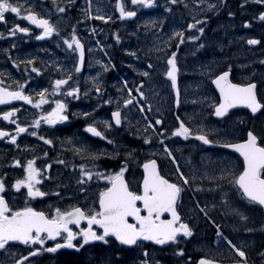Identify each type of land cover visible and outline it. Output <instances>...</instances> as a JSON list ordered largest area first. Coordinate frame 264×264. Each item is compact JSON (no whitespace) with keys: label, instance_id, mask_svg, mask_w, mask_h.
Masks as SVG:
<instances>
[{"label":"flooded vegetation","instance_id":"1","mask_svg":"<svg viewBox=\"0 0 264 264\" xmlns=\"http://www.w3.org/2000/svg\"><path fill=\"white\" fill-rule=\"evenodd\" d=\"M225 1L227 0L219 3L216 0H204L200 3L199 0H178L176 4H172L171 0H154L152 6L144 7L133 5L131 0H120L125 11L136 12L134 17L121 18L116 0H91V18H86L84 10L88 8L89 0H71V3L68 0H55V6L53 0H28L38 15L48 18L54 24L59 21L57 27L60 35L54 34L41 40L36 39L41 29L24 19L23 12L20 17L10 11L5 13V20L0 22V81L3 82L0 86L14 88L15 82L23 83L27 80L24 92L34 100L38 99L35 93L41 88L49 89V104L43 105L41 109H35L24 101L0 104V113L12 107L19 109L9 121H4L0 116V129L10 135L14 134L15 124L11 123V119H16L22 125H29L28 131L17 137L16 144H12L7 138H0V176L5 177L6 199L10 205L23 207L26 194V189L17 192L10 188L14 180L23 175V168L14 165L12 161L19 159L23 165L33 156L37 158L35 166L43 169L44 165H50L45 176L51 179H42L40 185L41 190L48 195L35 198L30 203V206L45 212L50 210L49 206L62 209L71 205L88 207L98 196V191L106 186V181L93 177L84 185L85 192H80L77 185L80 164L87 167L95 163L93 171L115 172L119 170L121 162L125 161L127 168L124 178L134 191L142 183V165L148 159H155L161 174L174 182L178 179L175 175L178 164L189 180L177 210L184 222L192 228V236L178 234L176 243L168 242L163 246L151 241H144L138 246H124L112 237L107 244L94 241L84 245L79 251L65 247L55 253L41 252L29 257L28 264H138L145 259L144 250L148 252L150 264H155L156 261L159 264H198L201 257L215 260L217 264H236L244 259H247V264H264V255L261 254L264 253L263 208L230 191L227 186L223 189L224 192L228 191V204L225 205L221 191L215 189L211 179L204 178V173L209 177L219 175L221 160H230L240 169L242 158L235 151L223 148L221 145L224 142L245 139L249 130L264 138V109L252 113L246 106L239 105L229 109L224 117L213 114L211 101L218 102L219 93L211 79L225 70L229 71V79L233 83H255L257 99L264 104V78L257 75L243 77L237 68L238 62L250 60L254 74L257 71L264 73L262 41L252 38L258 43L250 45L248 40L240 39L231 43L230 37L223 30L221 35L215 34V8H209L208 5H222ZM56 6L63 7L65 12H56ZM97 15L108 19H95ZM197 20L201 23L196 28H187L188 23H195ZM16 24L29 28V32L25 34L17 30L9 35V30ZM73 25L85 50L80 73L74 71L78 53L69 50L62 40V37L70 38ZM200 27L204 28L203 33L199 32ZM91 30H95L94 33ZM173 31L184 32V43L178 49L176 44L179 37L169 40ZM117 36L119 40L116 39ZM189 36L198 39L189 40ZM172 51L177 52L179 69L178 105L176 91L172 89L170 79L165 76L167 56ZM29 59H33L32 65H27ZM13 61L16 62L15 66ZM149 64L152 65L151 68L148 67ZM56 65H60V68ZM104 66H107V70ZM205 66L211 70L212 76L205 73ZM32 67L40 70L39 75L31 72ZM68 72L72 73V80L67 86H62L61 91L66 92L68 88L78 86L79 97H67L60 93L52 97L51 82L64 78ZM144 72L149 75L145 77ZM97 73L100 75L97 76ZM90 77L96 78L95 81ZM123 81H128V87L133 89L144 81L141 91L146 99H141L135 90L132 93L143 104L144 112L139 111V106L134 101L127 108L120 109L122 117L128 118L127 121L122 120L120 126H115L114 121H111V113L128 95ZM94 83L100 85V93L93 87ZM204 97L209 98L208 102L202 100ZM53 99L65 101L68 120L55 125L41 123L39 128H32L31 121L42 111H50ZM106 100L111 102L104 104ZM85 112L90 115L85 117ZM177 116L194 131L197 125L203 124L209 139L219 143L205 145L194 136L188 139L172 136V130L178 126ZM189 116L192 120L187 119ZM156 119L162 121L164 142L175 157L176 164L165 154L152 129L145 132L148 121L154 124ZM102 120H109L113 126L105 130L100 123ZM93 121H96L93 126L104 132L107 140L95 137L85 130V126ZM155 128L158 132L161 126ZM210 129L213 131L209 132ZM31 131H36L37 136H31ZM138 131L145 135L152 133L149 145L144 143L142 136L137 134ZM40 136L51 139L53 143L45 144L39 139ZM108 140L113 143H108ZM81 146H86L87 150L77 154L75 149ZM128 152H131L130 156H126ZM44 153H47L46 157ZM89 153H97L98 159L93 161ZM57 192L59 195L55 194ZM197 202L200 208L205 209L207 216L197 209ZM230 208L237 209L246 220H241ZM161 218L168 219L169 216L165 213ZM217 225L220 226L219 236ZM81 226H86V222H81ZM79 239L78 237L74 243ZM229 240L241 248L246 256L239 257L228 244ZM9 244L11 247L0 250V264H13V259H19L21 254L27 255L32 250V246H25L20 242ZM46 246H52V242L46 241ZM178 250H182V255L176 254ZM12 253L16 255L13 257Z\"/></svg>","mask_w":264,"mask_h":264},{"label":"snow or ice","instance_id":"2","mask_svg":"<svg viewBox=\"0 0 264 264\" xmlns=\"http://www.w3.org/2000/svg\"><path fill=\"white\" fill-rule=\"evenodd\" d=\"M71 3V0H68ZM154 0H131L133 5H143L149 7L153 5ZM178 0H171L172 4H176ZM203 3L204 0H199ZM261 4H264V0H260ZM55 6V0H53ZM186 6V5H185ZM116 7L120 11L121 18L134 17L136 12L125 11L120 0H116ZM209 8H215V5L209 4ZM11 12L20 17L22 12L23 18L29 21L32 25L41 29L39 35L36 36L37 40L60 35L57 24L50 22L48 18L38 15L34 10L32 4L28 3V0H0V22L5 20V13ZM55 11L58 13H64L63 7H55ZM87 13L86 18H91V0H89V6L84 10ZM100 9H97L99 12ZM232 15L231 12L228 13ZM259 18L264 20V12L259 13ZM95 19L106 20L108 17L103 15H97ZM206 19V18H205ZM154 23V22H149ZM201 21L197 20L195 23H188V29H194L199 25ZM247 24V22H245ZM73 31L70 38L62 37L63 43L69 50L74 53H78V60L74 65V71L80 73L84 64V45L75 33V25L72 26ZM20 33H28L29 28L20 27L18 24L14 25L13 29L9 30V35H13L15 31ZM200 33L204 32V28L200 27ZM94 31L95 30H91ZM173 37H179V41L176 44L177 49L184 43V32L173 31L171 40ZM119 40V37H116ZM189 40H197L198 37L189 36ZM167 47H170L167 41L163 42ZM258 41L255 39H249L248 44L254 45ZM99 44V41H97ZM14 47V45H13ZM203 47V45H201ZM164 51V49H158ZM7 52V49L4 50ZM91 51V49H89ZM135 55V53H132ZM177 52L172 51L171 55L167 56V70L165 76L170 79L171 87L176 91V103H180V93L177 88V73L179 71L177 66ZM35 59V58H33ZM33 59L27 60V65H32ZM101 63V61H97ZM16 62L13 61L15 66ZM59 69L60 65H56ZM107 70V66H104ZM152 67L151 64L148 65ZM61 71H63L61 69ZM25 72H28V68H25ZM31 72L39 75L40 70L36 67L31 68ZM205 73L212 76L211 70L205 66ZM100 73H97L99 76ZM143 75L147 77L148 72H144ZM95 81L96 78L90 77ZM72 80V73L68 74L64 78L55 79L51 82V96L55 97L58 93L67 97H79V87H70L66 92H62V86H67ZM28 83L25 80L23 83L15 82V86H0V104H7L10 101H24L28 105H32L35 109H41L43 105L49 104V89L41 88L38 93V99H33L31 95H26L24 92L25 85ZM144 81L135 86V89L128 87V81H123V87L127 88V98H123L121 105H118L111 113V121H114L115 126H120L122 120L127 121V117L121 114V108H127L135 101L139 106V111L144 112V106L141 101L136 100L132 95L133 91L139 95L141 99H146L144 92L141 91ZM211 83L215 85L216 90L219 92L218 102L211 101V106L214 108V115L216 117H224L229 109L234 108L237 105L246 106L252 113H256L258 109H264V104L257 99L256 84L255 83H233L229 79V71H221L218 75H215L211 79ZM3 82L0 81V85ZM97 93H100L101 87L99 84L94 83ZM120 99V97H118ZM204 102H208L209 98H202ZM111 101L106 100L103 103L108 104ZM151 106L149 105V109ZM67 104L63 99H53L50 105V111H42L39 115L31 121L32 128H39L41 123L47 125H55L61 121H67L68 115H66ZM19 111L17 108H10L8 111L0 113L4 121H9ZM85 117L90 114L83 113ZM147 120V117H144ZM188 120H192V117H187ZM178 126L175 127L171 135L183 137L188 139L194 136L195 139L202 142L205 145L212 144L214 142L209 139L208 132L205 131L203 124L196 126L195 131L189 127L184 120L179 116L176 117ZM11 123L15 124L14 134H9L3 129H0V138H7L12 144L17 143V137L20 134L25 133L29 129V125L20 124L16 119H11ZM93 123L87 124L85 130L95 137H100L107 140L105 133L98 130L93 126ZM105 130L110 129L113 125L109 120H102ZM155 126H161L160 131H156ZM148 129H152V133L158 137V143L163 146V150L168 157H171L173 164H176V159L172 152L169 150L167 144L164 142V130L162 127V121L156 119L154 124L152 121H148L145 132ZM212 132L213 130H208ZM152 133L147 135L139 133L146 145L150 144ZM30 135L37 136L36 131H31ZM39 139L45 144L51 145L53 141L46 139L44 136H40ZM108 143H113L112 140H108ZM223 148L232 149L242 157V164L240 169H237L232 161L221 160V167L219 169V175H213L209 177L207 173H204V178L211 179L214 182V187L221 191L222 199L225 205L228 204L227 193L223 191L224 187L230 191L238 193L242 198L248 201L254 202L259 206H264V138L258 137L252 130L247 132L246 138L237 142H224L221 145ZM86 146L76 148L77 154L86 151ZM103 154V153H101ZM131 152L126 153V156H130ZM47 156V153H44ZM90 158L94 161L98 159L97 153H89ZM36 157L27 159L26 162L21 165L19 159H15L12 163L16 166L23 168V175L20 178L14 180L10 185L11 189H15L20 192L21 189H26L25 203L23 207H13L6 199L7 186L5 183V177L0 176V250H6L11 247L9 242H20L25 246H32V250L27 252V255H20L19 259H13V264H28L29 257L39 255L41 252L55 253L58 249L69 248L80 250L84 245L90 242L100 241L105 244L112 237L117 242L124 246H138L144 241L154 242L155 245H166L168 242L176 243L178 240V234H182L184 237H190L193 234L192 228L188 223L184 222L178 207H180V199L182 193L189 185V180L181 171L180 166L176 164L175 175L178 177L177 181H173L170 178H166L161 174L157 167L155 159L146 160L143 165V180L138 190L134 191L130 188L129 183L124 178V173L127 168L125 161L121 162V166L118 171L115 172H101L93 171L96 167L95 163L89 166L84 164L79 165L80 175L77 180L80 192H85L84 185L88 184L93 177L98 180L106 181V186L98 191V196L93 200V203L88 207H81L78 205H71L67 208L55 207L51 208L48 212L43 210H37L30 206L33 199L38 197H45L48 195L45 191L41 190L42 179H51L46 177L45 172L50 165H44L43 169L35 166ZM63 163V161H61ZM242 169V170H241ZM7 174L5 173V176ZM59 195V193H55ZM197 209L200 212H204L207 216V212L204 208L199 207L197 202ZM231 212L240 216L241 220H246L243 214L239 213L237 209L230 208ZM167 213L169 218L162 219V214ZM81 222H86V226H81ZM217 235H220L217 225ZM75 229V230H74ZM246 231H250L246 229ZM80 238L77 243L74 241ZM59 238V240H58ZM46 241H51L52 246L47 247ZM228 244L235 250L239 257H245L246 253L232 244L231 240ZM38 245V246H37ZM177 255H182V250H178ZM264 255V253H261ZM16 253H12L14 257ZM143 255L145 259L140 260L138 264H150L147 250H144ZM155 264H159L158 261ZM198 264H217L215 260L206 259L201 257ZM236 264H247V259L243 261H237Z\"/></svg>","mask_w":264,"mask_h":264},{"label":"rangeland","instance_id":"3","mask_svg":"<svg viewBox=\"0 0 264 264\" xmlns=\"http://www.w3.org/2000/svg\"><path fill=\"white\" fill-rule=\"evenodd\" d=\"M221 1L222 0H216V2L219 3ZM229 12L232 13L231 16H229ZM260 12H264V4H261L260 0H227L222 5L216 4L214 15L215 25L217 26H215V34L221 35V30H223L224 33L230 37L231 43H235L239 39L243 41L258 38L262 41L264 50V20L259 18ZM245 22H247V24H245ZM237 68L243 77L250 78L257 75L264 78V73L261 71H257V73L254 74V68L250 60L238 62ZM225 193H228V191Z\"/></svg>","mask_w":264,"mask_h":264},{"label":"water","instance_id":"4","mask_svg":"<svg viewBox=\"0 0 264 264\" xmlns=\"http://www.w3.org/2000/svg\"><path fill=\"white\" fill-rule=\"evenodd\" d=\"M215 86V85H214ZM218 91V90H217ZM219 93V92H218ZM237 106H239V105H237ZM232 150V149H231ZM234 151V150H233ZM242 158V157H241ZM263 208H264V206H262Z\"/></svg>","mask_w":264,"mask_h":264}]
</instances>
